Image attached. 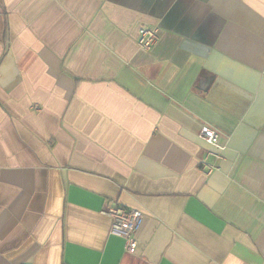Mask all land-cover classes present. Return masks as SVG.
Returning a JSON list of instances; mask_svg holds the SVG:
<instances>
[{
  "label": "crops",
  "instance_id": "0c3cea01",
  "mask_svg": "<svg viewBox=\"0 0 264 264\" xmlns=\"http://www.w3.org/2000/svg\"><path fill=\"white\" fill-rule=\"evenodd\" d=\"M110 204L141 213L133 253ZM24 263L264 264V0H0V264Z\"/></svg>",
  "mask_w": 264,
  "mask_h": 264
},
{
  "label": "built area",
  "instance_id": "2783aa9c",
  "mask_svg": "<svg viewBox=\"0 0 264 264\" xmlns=\"http://www.w3.org/2000/svg\"><path fill=\"white\" fill-rule=\"evenodd\" d=\"M157 31V26H141L136 38L137 45L142 49H150L157 41ZM201 137L205 141L216 145L217 133L213 129L203 128ZM214 157L219 158V153H215ZM207 167L208 171L212 169L211 165H207ZM104 212L111 218V233L123 237L127 251L133 253L137 246L133 235L139 225L141 213L134 209L127 210L117 204H110Z\"/></svg>",
  "mask_w": 264,
  "mask_h": 264
}]
</instances>
